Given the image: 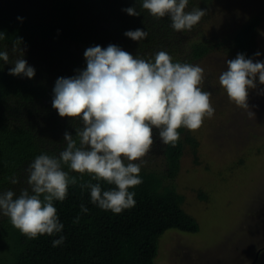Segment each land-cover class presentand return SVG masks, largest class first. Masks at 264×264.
Instances as JSON below:
<instances>
[{
	"label": "trees",
	"instance_id": "16d2710c",
	"mask_svg": "<svg viewBox=\"0 0 264 264\" xmlns=\"http://www.w3.org/2000/svg\"><path fill=\"white\" fill-rule=\"evenodd\" d=\"M213 2L189 0L186 11L208 10ZM129 7L140 15L123 11ZM260 20L259 16L246 20L219 41L200 30L202 20L190 31H175L168 17L156 19L143 9L142 0H0V32L5 33L0 51H8L10 57L8 63L0 60V192L13 190L19 195L27 187L26 170L35 157L41 153L58 156L66 147L64 133L75 135L80 121L59 116L52 107L53 88L59 77H72L86 68L87 48L114 44L146 60L166 51L173 62L194 65L215 49L231 58L243 53L253 59ZM136 29L147 31V38L138 42L124 35ZM194 29L200 37L193 38ZM17 38H22L24 59L34 67V78L9 75L11 63L19 58L12 53ZM214 77L205 76V81L209 84ZM179 132L172 146L162 143L154 130L155 143L141 166L142 183L130 189L135 192V205L130 209L119 214L102 210L91 203L89 189L70 186L67 198L54 202L64 224L59 235L66 238L57 247L52 241L59 235L29 239L0 214V264H157L162 237L169 232L199 230L175 182L187 147L196 155L199 141L187 129ZM158 160L161 165L154 164ZM12 177L19 183L12 184ZM110 187L102 183L103 190ZM199 196L207 197L202 191ZM81 204L87 213L81 212ZM77 216L79 222L74 223Z\"/></svg>",
	"mask_w": 264,
	"mask_h": 264
},
{
	"label": "clouds",
	"instance_id": "9594fccd",
	"mask_svg": "<svg viewBox=\"0 0 264 264\" xmlns=\"http://www.w3.org/2000/svg\"><path fill=\"white\" fill-rule=\"evenodd\" d=\"M188 4L189 0H142L143 9L156 19L168 17L177 32L190 31L207 14L201 8L186 11ZM123 11L140 15L135 7ZM124 35L139 42L148 33L136 29ZM3 39L5 33L0 32V40ZM22 42V38L13 42L12 53L19 58L11 63L14 66L9 75L31 79L36 71L24 59ZM254 55L259 57L261 53ZM84 57L86 68L78 69L75 76L59 77L53 88L52 107L59 116L80 121L75 135L64 133L66 147L58 156L41 153L35 157L26 170L27 187L19 195L13 190L0 192V214L29 239L62 233L64 224L54 202H63L70 186L89 189L91 203L102 210L119 214L132 208L135 192L130 189L142 183L141 166L146 164L144 158L155 143L154 130L162 143L175 146L181 128L198 130L205 118L215 113L211 92L201 87L205 70L198 64L173 62L166 51L146 60L114 44L106 48L89 47ZM9 59L8 51H0V60L8 63ZM225 63L226 69L219 76L220 86L231 102L244 109L250 118L255 116L248 100L249 95L256 99L259 92L264 93L259 88L264 85V62L238 53ZM256 90L259 92L255 95ZM261 102L264 104L262 96ZM85 176L90 179L85 181ZM10 181L19 183L15 177ZM105 182L112 187L103 190ZM80 208L82 213L88 212L85 205ZM79 219L77 216L74 223ZM257 235L259 238L251 237L245 248L254 246L253 251L264 247L257 245L264 238V222ZM65 239L59 235L52 241L53 247L63 244ZM242 251L232 257L233 264L237 259L238 264L264 262V258L247 259Z\"/></svg>",
	"mask_w": 264,
	"mask_h": 264
},
{
	"label": "rangeland",
	"instance_id": "374dc122",
	"mask_svg": "<svg viewBox=\"0 0 264 264\" xmlns=\"http://www.w3.org/2000/svg\"><path fill=\"white\" fill-rule=\"evenodd\" d=\"M263 9L264 0H214L201 19L200 30L224 41L246 20L259 16L257 52L261 55L253 59L264 62ZM198 32L192 31L193 38L200 37ZM213 53L196 64L204 68L205 76H215L214 81L208 84L204 79L201 85L211 92L215 113L205 118L198 130H189L199 141L197 154L187 147L175 179L177 190L184 195V208L200 228L196 233L173 230L176 232L162 237L157 264H233V249L248 238H259L257 229L264 220V93L256 90L261 95L256 99L249 95L248 103L255 113L250 118L229 100L219 84L225 61L234 58L218 49ZM259 88L264 89V85ZM161 163L158 160L154 164ZM200 191L207 197L200 198ZM258 201L261 207L256 206ZM261 244L264 238L257 245ZM197 246L199 250L189 260L188 250Z\"/></svg>",
	"mask_w": 264,
	"mask_h": 264
},
{
	"label": "flooded vegetation",
	"instance_id": "af4514ba",
	"mask_svg": "<svg viewBox=\"0 0 264 264\" xmlns=\"http://www.w3.org/2000/svg\"><path fill=\"white\" fill-rule=\"evenodd\" d=\"M257 207H261V204L259 203V201L256 203ZM256 206H252L251 209H255ZM264 208V207H263ZM264 217V216H262ZM255 217H252V220L251 221H248V223H251L253 220H254ZM264 222V220H263ZM263 223H261L262 225ZM254 247V246H253ZM253 247L251 248H245L241 254L244 255L247 259H250V258H256V259H260V258H263L264 257V247H261V248H256L255 250L252 251ZM227 248V247H225ZM227 249H230V248H227ZM199 250L198 246L197 247H191V249L188 250V253L189 255L191 256V259L193 260L192 256H194V254L196 253V251Z\"/></svg>",
	"mask_w": 264,
	"mask_h": 264
},
{
	"label": "water",
	"instance_id": "95a60500",
	"mask_svg": "<svg viewBox=\"0 0 264 264\" xmlns=\"http://www.w3.org/2000/svg\"><path fill=\"white\" fill-rule=\"evenodd\" d=\"M250 240H251V238H248L246 241H244V242L242 243L241 246L234 248L233 251H232L233 256H237L238 253H239L240 251H242L243 248H245V246L250 242ZM236 264H238V259L236 260Z\"/></svg>",
	"mask_w": 264,
	"mask_h": 264
}]
</instances>
